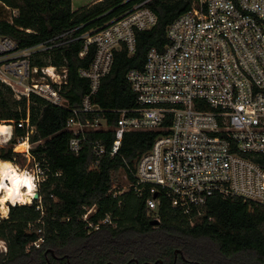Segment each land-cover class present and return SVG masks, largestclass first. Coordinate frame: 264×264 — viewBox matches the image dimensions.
Segmentation results:
<instances>
[{"label": "trees", "instance_id": "1", "mask_svg": "<svg viewBox=\"0 0 264 264\" xmlns=\"http://www.w3.org/2000/svg\"><path fill=\"white\" fill-rule=\"evenodd\" d=\"M136 1L97 0L72 10L71 0H0L16 10L10 18L0 17V33L12 37L19 47L54 43L49 50L38 52L34 62L67 68L62 94L69 107H78L89 90L88 80L78 69L90 65L95 51L90 45L79 55L84 45L81 35L102 28ZM192 2H147L157 21L148 29L135 31L133 53L123 47L115 51L111 69L92 98L108 127L86 131L78 153L68 148L69 108L37 95L16 99L11 88L0 82V121L14 124L12 137L0 146V159L25 164L26 156L14 151L12 145L16 136L26 134V128L15 122L28 113L29 123L34 125L28 135L34 143L30 152L50 165L48 178L38 187V197L11 204L7 216H0V239L6 246L5 251L0 250V264H136V260L138 264H264V204L215 194L204 204V213L190 221L164 199L158 223L152 224L145 195L132 190L115 197L106 193L124 177L134 180L135 163L158 130L125 132L115 155L108 151L97 155L93 150L95 140L110 148L117 109L136 105L127 71L141 69L151 47L163 48L168 42L166 27ZM0 127L7 125L0 122ZM22 149L15 146V150ZM92 206L90 221L98 223L109 214L110 222L89 230L81 216ZM39 237L43 238L39 246L32 244Z\"/></svg>", "mask_w": 264, "mask_h": 264}, {"label": "built area", "instance_id": "2", "mask_svg": "<svg viewBox=\"0 0 264 264\" xmlns=\"http://www.w3.org/2000/svg\"><path fill=\"white\" fill-rule=\"evenodd\" d=\"M148 1H136L102 28L81 35L84 45L79 55L90 45L95 51L90 65L78 69L89 82L78 107H69L62 94L67 68L34 62L38 52L54 43L19 47L12 37L0 33V82L11 88L16 99L37 95L69 108L70 151L82 149L86 131L108 127L92 98L111 69L115 51L123 47L133 53L135 31L156 23ZM166 37L162 49L147 51L141 69L127 71L136 105L117 109L110 148L93 142L97 155L107 151L115 155L125 132L159 131L138 157L134 180L124 177L106 193L115 197L132 190L145 195L148 215L156 220L164 199L190 221L204 213V204L215 194L264 204V0H193L166 27ZM15 123L26 128L25 135L15 138V143H26L23 151H16L26 161L22 167L14 164L36 177L37 192L49 176L50 165L30 152L28 135L34 125L28 113ZM6 125L12 137L14 124ZM33 199L32 195L30 202ZM93 210L87 207L81 216L89 230L110 222L109 214L98 223L90 221ZM42 241L39 237L32 244L39 246Z\"/></svg>", "mask_w": 264, "mask_h": 264}, {"label": "clouds", "instance_id": "3", "mask_svg": "<svg viewBox=\"0 0 264 264\" xmlns=\"http://www.w3.org/2000/svg\"><path fill=\"white\" fill-rule=\"evenodd\" d=\"M7 134V138H11V129L0 127V136ZM5 141H0L4 143ZM7 181V183H5ZM24 188L26 192L20 190ZM37 189L36 177L27 171L18 172L8 162H0V216L6 217L9 209L6 203L15 206L17 203L23 204L26 195H34ZM3 247V242H0ZM6 250V249H5Z\"/></svg>", "mask_w": 264, "mask_h": 264}, {"label": "rangeland", "instance_id": "4", "mask_svg": "<svg viewBox=\"0 0 264 264\" xmlns=\"http://www.w3.org/2000/svg\"><path fill=\"white\" fill-rule=\"evenodd\" d=\"M85 0H74L73 2V7H78L79 4L81 5L82 3L80 2H84ZM14 13V11H12V9H10L8 6L4 5V4H1L0 3V17H6V18H10V16ZM0 122H3L5 124H8L7 122H4V121H0ZM4 143H0V146L1 145H4L5 143H7L9 141V139L7 140V134L4 135V136H0V141H5ZM34 143H30V145H33ZM19 164V163H17ZM20 167H22L20 164L18 165ZM27 202H30V201H27ZM8 204V203H7ZM0 242H3V247H0V250H3L5 251V242L3 240L0 239Z\"/></svg>", "mask_w": 264, "mask_h": 264}, {"label": "bare ground", "instance_id": "5", "mask_svg": "<svg viewBox=\"0 0 264 264\" xmlns=\"http://www.w3.org/2000/svg\"><path fill=\"white\" fill-rule=\"evenodd\" d=\"M14 146H16V147H23L24 149H25V147H26V143L25 142H21V143H16ZM23 149V150H24ZM23 150H21V151H23ZM0 162H8V163H10L13 167H14V169H16V170H18V172H24V170H19L17 167H16V165L12 162V161H10V160H4V159H0ZM5 183H7V181H5ZM22 193H24V192H26V189H24V188H22L21 190H20ZM31 197H32V195H26L25 196V202L24 203H26L27 201H30L31 200ZM7 208H8V204L6 203V205H5Z\"/></svg>", "mask_w": 264, "mask_h": 264}, {"label": "crops", "instance_id": "6", "mask_svg": "<svg viewBox=\"0 0 264 264\" xmlns=\"http://www.w3.org/2000/svg\"><path fill=\"white\" fill-rule=\"evenodd\" d=\"M73 1L74 0H71V8H72V10H75V9L79 8L80 6H83V5L88 4V3H92V2L97 1V0H85L84 2H80L82 4L81 5L79 4V6L77 8L76 7H73V3H74ZM16 143H18V142H16ZM14 149H15V146H14ZM15 151H21V150H15Z\"/></svg>", "mask_w": 264, "mask_h": 264}, {"label": "water", "instance_id": "7", "mask_svg": "<svg viewBox=\"0 0 264 264\" xmlns=\"http://www.w3.org/2000/svg\"><path fill=\"white\" fill-rule=\"evenodd\" d=\"M38 197V192H35V194L33 195V198H37ZM10 205H11V203H8V209H9V207H10ZM151 223L152 224H157L158 223V220H156V219H151ZM177 251H179V249H175V252H177ZM156 261H154L153 263H155ZM47 264H49V262H47ZM136 264H138L137 263V260H136Z\"/></svg>", "mask_w": 264, "mask_h": 264}, {"label": "flooded vegetation", "instance_id": "8", "mask_svg": "<svg viewBox=\"0 0 264 264\" xmlns=\"http://www.w3.org/2000/svg\"><path fill=\"white\" fill-rule=\"evenodd\" d=\"M177 252H180L181 253V251L179 250V251H177ZM177 252H175V253H177ZM176 258V254L174 255V259Z\"/></svg>", "mask_w": 264, "mask_h": 264}]
</instances>
